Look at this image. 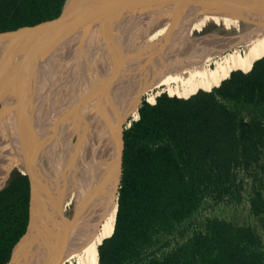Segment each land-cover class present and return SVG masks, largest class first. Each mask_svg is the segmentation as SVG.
Returning <instances> with one entry per match:
<instances>
[{"label": "bare ground", "instance_id": "6f19581e", "mask_svg": "<svg viewBox=\"0 0 264 264\" xmlns=\"http://www.w3.org/2000/svg\"><path fill=\"white\" fill-rule=\"evenodd\" d=\"M188 4L184 0L99 1L80 28L79 43L68 60L69 88L57 104L49 100L52 93L51 100L58 95L57 76L46 82L43 96L32 101L39 80L30 65L19 68L17 77L12 72L14 80L21 82L19 101L12 105L7 99L12 83H4L1 93L8 92L0 116V191L16 162L11 156L16 157L13 152L22 145V134L27 133L35 146L50 140L51 160L58 168L55 195L48 205V243L59 264H98V246L115 225L121 132L130 120L138 119L142 98L153 92L148 102H155L156 90L177 96H188L199 87L211 90L231 70H249L253 58L264 53V0ZM222 24L228 36L233 30L238 35L220 36ZM212 25L216 29L208 32ZM5 79L12 81L10 75L1 78ZM53 106L64 111L56 119ZM53 122L57 137L49 139L44 133ZM64 129L67 135L76 132L77 138L68 154L67 143L62 146L59 136ZM68 205L72 212L66 220L63 213ZM16 260L12 264H22V256Z\"/></svg>", "mask_w": 264, "mask_h": 264}, {"label": "trees", "instance_id": "16d2710c", "mask_svg": "<svg viewBox=\"0 0 264 264\" xmlns=\"http://www.w3.org/2000/svg\"><path fill=\"white\" fill-rule=\"evenodd\" d=\"M65 1L0 0V33L56 19ZM229 76L211 90L142 102L121 132L115 225L98 246V264H264L251 226L207 218L189 236L180 231L206 198L239 202L242 174L250 178V213L264 228V53ZM29 196L22 175L0 191V264L26 231ZM160 236L182 239L153 251Z\"/></svg>", "mask_w": 264, "mask_h": 264}, {"label": "water", "instance_id": "95a60500", "mask_svg": "<svg viewBox=\"0 0 264 264\" xmlns=\"http://www.w3.org/2000/svg\"><path fill=\"white\" fill-rule=\"evenodd\" d=\"M99 1L101 0H66L56 19L32 27H22L15 31L0 33V102L2 104L0 114L5 109L4 96L1 93L4 88V84L1 85L2 74L10 71L17 77L19 68L22 69L27 65H30L39 80V91L35 96L37 98L32 100L33 102L43 96L46 82L53 81V77L56 76L55 90L58 91V95L51 100L52 96L54 98L52 93L49 100L53 104H57V101L64 99L69 88L68 60L74 54L80 28L93 10L94 5ZM50 68L52 71L49 70ZM42 77L43 81H41ZM17 83L18 80L15 81L14 75H12L13 89L7 96L8 105L15 103L20 96ZM53 108L54 112L57 111V107L53 106ZM57 112L53 113L55 119L57 114H63L64 111ZM54 127V122L49 123L44 133L48 136L47 138L57 137V130L53 131ZM26 134H22V136L25 135L23 139L21 138L22 145L14 149L13 154H16L17 161L12 165V168L18 166L22 175L28 177L30 186L29 218L26 231L14 246L7 264L16 262L20 256H22V264H59L51 256L48 243L50 238L48 234L51 232L48 224L50 223L48 205L49 199L55 195V177L58 165L55 167L51 160L50 140H47V144L35 146L28 140V134ZM58 206L60 212L61 205ZM51 243L52 239L50 245Z\"/></svg>", "mask_w": 264, "mask_h": 264}, {"label": "rangeland", "instance_id": "374dc122", "mask_svg": "<svg viewBox=\"0 0 264 264\" xmlns=\"http://www.w3.org/2000/svg\"><path fill=\"white\" fill-rule=\"evenodd\" d=\"M184 1H185V3H187V5H189L188 3L192 4L193 1L197 2V0H184ZM223 1H232V0H222V2ZM177 13L178 12H175V14L172 13L171 17H172L173 14L175 16ZM215 29H216L215 26L212 25L208 29V32H212ZM221 29H222V32L220 33V36H222V37H225V38H226V36L227 37H236L238 35L237 34L238 32L233 30L232 34L230 36H228L226 31L224 30V25L223 24H222V28ZM77 41H76V43H77ZM78 43H79V41H78ZM211 68H214V64H212ZM6 75H10V77L12 78V72H10V71L4 72L2 74V78H4V76H6ZM17 79H19V77ZM15 81H17V80H15ZM6 82L12 83V81H9V80L5 79L4 81H1V85L6 83ZM20 83L21 82L19 81L17 83V85H19ZM12 89H11V91H12ZM200 90H202V89H200ZM7 92L8 91L3 92L2 96L6 97ZM154 93H159L158 96H160L161 94H164L165 92H163L161 90H156ZM151 94H153V92H150L149 94L145 95L142 98V102H144V101L148 102V98L151 96ZM174 97H176V96H174ZM17 101H19V100H17ZM142 102H141V104H142ZM1 105L2 104L0 102V110L2 109ZM1 115L2 114H0V116ZM133 121H135V120H130L128 122V124H126L123 127V130L129 128ZM66 130H68V129H64L65 133H61V135H59V136L61 138L62 146L65 143H67L68 146L66 148L67 150H66L65 154H68L69 150L73 149L76 146L77 138H76V135H75L76 132L70 131L69 134L67 135ZM42 133L43 132L40 131L39 134H42ZM42 135H41V138L43 139L45 137V135H43V136ZM49 139H50V137H49ZM12 164H13V161H12ZM9 173L10 174H9V176L7 178V182L5 184V187L9 184V182L15 176H21L22 175V171H21V169L18 166L13 167L11 169V171H9ZM242 176L244 178V182H246V183H244L245 184V189L242 192L241 200L239 202H231V201H219L218 202L217 200L206 198L204 200V202L202 203L199 211L194 215V217L190 221L186 222L181 227L180 231H185V235L184 236H189V235L192 234V232L194 230H196L198 228H201L202 224L204 223V221L207 218H219V219H223V220H226L228 222H231L234 225L251 226V227L255 228L256 231L261 235L263 243H264V228L262 227L263 225L259 222L258 219H256L250 213V205H249V197H248L249 190H250V178L247 175H245V174H242ZM260 176L263 177L262 186H264V174H260ZM62 210H63V208L61 207V211ZM64 210H65L64 211L65 213H63V215L65 216V219L66 218L67 219L70 218L71 212H72V205H68V206L64 207ZM181 239H182L181 237L160 236L157 239L158 241L156 240L157 243L155 242V244H154L153 251L157 250V248H159V247L165 246V244L168 243L169 245L167 247H164L163 250H162L163 252H166V251L170 250L171 248H173L178 242H180ZM64 264H69V263H64Z\"/></svg>", "mask_w": 264, "mask_h": 264}, {"label": "flooded vegetation", "instance_id": "af4514ba", "mask_svg": "<svg viewBox=\"0 0 264 264\" xmlns=\"http://www.w3.org/2000/svg\"><path fill=\"white\" fill-rule=\"evenodd\" d=\"M40 122H41V124H44V123H45V118H44V119H41ZM41 124H40V125H41ZM45 138H46V137H45ZM33 140H34V139H33ZM36 141H37V140H36ZM13 156H14V155L11 156V157H12L11 160H13V161H17V158H16L17 156H16V157H13ZM15 159H16V160H15ZM22 176H24V175H22Z\"/></svg>", "mask_w": 264, "mask_h": 264}]
</instances>
